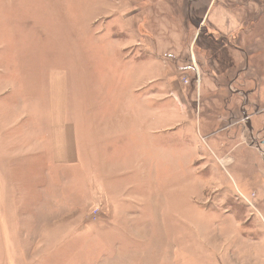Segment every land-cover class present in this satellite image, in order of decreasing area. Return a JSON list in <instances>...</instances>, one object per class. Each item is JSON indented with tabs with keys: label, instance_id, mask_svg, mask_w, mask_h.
<instances>
[{
	"label": "rangeland",
	"instance_id": "1",
	"mask_svg": "<svg viewBox=\"0 0 264 264\" xmlns=\"http://www.w3.org/2000/svg\"><path fill=\"white\" fill-rule=\"evenodd\" d=\"M0 1L13 3L11 11L8 4L0 9V37L11 34L6 45L13 43L19 55L36 50L33 58L42 67L63 73L67 120L79 118V164L64 171L71 182L65 194L80 182L82 258L98 264L104 258L112 264L259 262L264 256V116L254 118L250 131L241 114L240 133L230 131V117L238 116L242 94L251 85L242 78L237 86L204 69L226 49L204 45L205 25L184 23L179 42L168 40L173 31L152 30L147 20L173 18L172 0ZM160 9L163 17L154 18ZM131 33L146 40L138 36L142 45L128 55L121 48L130 42H115ZM48 34L55 38L47 39ZM131 52L143 64L132 65ZM251 64L262 78L264 52ZM154 76L158 83L139 90L141 80ZM228 98L234 101L229 104ZM213 100L215 113H195L199 102ZM246 108L264 114V104ZM225 109L232 113L224 114Z\"/></svg>",
	"mask_w": 264,
	"mask_h": 264
},
{
	"label": "crops",
	"instance_id": "2",
	"mask_svg": "<svg viewBox=\"0 0 264 264\" xmlns=\"http://www.w3.org/2000/svg\"><path fill=\"white\" fill-rule=\"evenodd\" d=\"M199 1L172 0L173 18L170 22L164 19L160 9L156 16L153 15L156 19L163 17V20L151 22L149 19L147 23L152 30L160 26L173 31L168 40L175 42L183 41L184 23L190 27L205 25L204 45L226 47L217 60L205 62L204 69L215 78L226 77V82L231 81L237 86L242 78L251 85L243 94L245 108L240 107L238 116L232 114L229 121L230 131L238 130L240 133L243 112L247 111L249 118L246 123L250 121L251 126L254 118L264 116L261 111L250 114L246 108L264 104V92L258 93L264 89V76L257 78V70L251 64L257 52H264V0ZM6 2L2 4L0 1V9L8 4L11 11L13 3ZM158 6L164 7V4L159 3ZM138 36L142 37V41L146 40L142 35L131 33L115 43L122 44V40H128L126 42H130V46L125 45L128 48H121V51L126 50L130 55V48L142 45ZM11 37L9 33L5 38L0 37V264H98L96 259L81 256V234L85 226L82 228L80 203L76 204L80 201V182L72 183V193L65 194L71 182L68 183V178H65L64 170L79 164L75 123L79 118L75 114L71 118L73 123L67 120L66 79L63 73L48 70L35 61L36 50L19 55L12 47L13 43L12 46L6 45ZM49 38L53 40L55 36L48 34ZM237 40L238 44L234 42ZM6 57H9L11 65H7ZM225 58L229 61L225 62ZM218 60L224 65H220ZM178 61L182 65L185 59L178 58ZM143 62L142 57L136 54L131 64L141 65ZM225 65V71L221 72L220 66ZM122 71L125 74L128 68ZM155 81L158 83L155 76L141 80L143 86L139 90L153 85ZM206 81L210 86V78ZM231 90L236 91L233 86ZM149 100L155 101L154 98H142L143 102ZM228 100L229 104L234 101L232 98ZM216 103V100L199 102L195 113L212 115L215 112L210 107L216 106ZM230 111L232 109H225L224 114L232 113ZM157 112L159 115V110ZM148 134L151 140L153 131ZM150 147L155 148L154 141ZM104 226L102 229L112 232V226ZM95 230L98 228L95 227ZM258 246L254 250L261 253ZM102 261V264L113 262L109 258ZM254 264H264V256H259V262Z\"/></svg>",
	"mask_w": 264,
	"mask_h": 264
},
{
	"label": "water",
	"instance_id": "3",
	"mask_svg": "<svg viewBox=\"0 0 264 264\" xmlns=\"http://www.w3.org/2000/svg\"><path fill=\"white\" fill-rule=\"evenodd\" d=\"M242 107H243L242 109H244V108H245V105L242 104ZM248 118H249V116L247 115V113H246V112H243V120L247 121ZM246 125H247L248 129L251 131L252 128H251L250 121H248V122L246 123Z\"/></svg>",
	"mask_w": 264,
	"mask_h": 264
},
{
	"label": "flooded vegetation",
	"instance_id": "4",
	"mask_svg": "<svg viewBox=\"0 0 264 264\" xmlns=\"http://www.w3.org/2000/svg\"><path fill=\"white\" fill-rule=\"evenodd\" d=\"M243 95V94H242Z\"/></svg>",
	"mask_w": 264,
	"mask_h": 264
}]
</instances>
